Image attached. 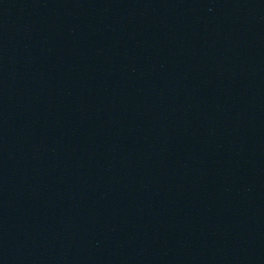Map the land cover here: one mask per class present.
<instances>
[{"label": "water", "instance_id": "obj_1", "mask_svg": "<svg viewBox=\"0 0 264 264\" xmlns=\"http://www.w3.org/2000/svg\"><path fill=\"white\" fill-rule=\"evenodd\" d=\"M0 264H264V0H0Z\"/></svg>", "mask_w": 264, "mask_h": 264}]
</instances>
